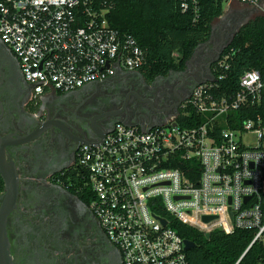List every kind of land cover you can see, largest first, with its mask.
<instances>
[{
    "label": "built area",
    "instance_id": "2783aa9c",
    "mask_svg": "<svg viewBox=\"0 0 264 264\" xmlns=\"http://www.w3.org/2000/svg\"><path fill=\"white\" fill-rule=\"evenodd\" d=\"M176 1L199 15L201 0ZM226 2L264 15V0ZM108 9L107 0H0V38L36 97L146 65L138 40L111 25ZM215 80L196 86L181 106L200 123L179 124V113L152 128L118 122L100 143L82 147L78 187L122 264H191L173 219L205 234L253 230L251 245H264V78L247 71L229 95L217 94Z\"/></svg>",
    "mask_w": 264,
    "mask_h": 264
},
{
    "label": "flooded vegetation",
    "instance_id": "af4514ba",
    "mask_svg": "<svg viewBox=\"0 0 264 264\" xmlns=\"http://www.w3.org/2000/svg\"><path fill=\"white\" fill-rule=\"evenodd\" d=\"M225 14L183 70L151 76L121 68L105 81L40 97L0 38V150L5 146L13 162L5 165L18 184L7 217L16 264H122L121 251L90 208V196L78 187L79 153L100 143L118 122L150 128L178 114L195 87L213 75L214 59L250 21L252 8L238 3ZM0 177L4 182L1 172ZM5 200L4 182L0 211Z\"/></svg>",
    "mask_w": 264,
    "mask_h": 264
},
{
    "label": "trees",
    "instance_id": "16d2710c",
    "mask_svg": "<svg viewBox=\"0 0 264 264\" xmlns=\"http://www.w3.org/2000/svg\"><path fill=\"white\" fill-rule=\"evenodd\" d=\"M107 3L109 22L121 33L138 40L147 60L141 70L155 76L186 68L196 48L210 38L213 23L224 13L225 0H201L197 16L182 12L176 0H107ZM224 59L222 67L219 62L212 66L217 94L237 92L240 78L247 71L258 70L264 78L263 14H256L240 29L222 53L220 60ZM202 120L193 112L188 119L180 109L179 124L193 126ZM183 164L178 162L174 166L186 171ZM187 175L193 180L198 178L197 174ZM3 189L0 177V192ZM163 214L170 218L166 212ZM171 225L182 238L195 242L196 246L187 251L191 264H264V245L260 242L251 245L253 230L236 229L227 234L216 229L207 238L205 233L178 219H173Z\"/></svg>",
    "mask_w": 264,
    "mask_h": 264
},
{
    "label": "water",
    "instance_id": "95a60500",
    "mask_svg": "<svg viewBox=\"0 0 264 264\" xmlns=\"http://www.w3.org/2000/svg\"><path fill=\"white\" fill-rule=\"evenodd\" d=\"M255 11L257 12V10L255 8H252L251 17ZM230 12H232V10ZM225 13L226 12H224L218 19L225 18V16H226ZM250 20H251V18H250ZM213 32H214V25H212L211 37H210L211 39L213 36ZM238 32H236V34ZM234 36L232 37V39L230 41L225 43V45L220 50L218 56L214 59L213 63H216L220 59L222 53L228 47V45L231 43ZM199 46L194 51L193 56L187 61L186 67H188L189 65L192 64L193 60L195 59V57L197 55ZM213 79H214V76L212 75L211 77L201 81L199 84L205 83V82H207L209 80H213ZM175 115H177V114H175ZM159 125H162V124H159ZM154 126H157V125H154ZM154 126H151L150 128H152ZM1 152H2V155L0 154V172L2 173L4 182H5L6 200H5L3 207L0 211V264H16L15 260L12 256V253H11V245H10V241H9L8 233H7V217L11 211L12 206L15 203L17 191H18V184L14 179H12V180L10 179L9 167H7V165H5V164H13V162L10 159L7 160L9 157H8V155H5V146L1 147L0 153ZM212 219H214V216H204L205 222H209ZM163 221H164V223H166V220H163ZM210 235H211V233H206L207 238H209ZM185 244H186V250L187 251L196 246L195 242H193L191 240H185Z\"/></svg>",
    "mask_w": 264,
    "mask_h": 264
},
{
    "label": "rangeland",
    "instance_id": "374dc122",
    "mask_svg": "<svg viewBox=\"0 0 264 264\" xmlns=\"http://www.w3.org/2000/svg\"><path fill=\"white\" fill-rule=\"evenodd\" d=\"M234 8H237V3L236 4H232L231 7H229V3H225L224 5V12H230L231 10H233ZM257 14V12L255 11L254 14L252 15L251 19Z\"/></svg>",
    "mask_w": 264,
    "mask_h": 264
},
{
    "label": "crops",
    "instance_id": "0c3cea01",
    "mask_svg": "<svg viewBox=\"0 0 264 264\" xmlns=\"http://www.w3.org/2000/svg\"><path fill=\"white\" fill-rule=\"evenodd\" d=\"M233 3H234V4H236V3L238 4V2H233ZM233 3L229 4V7H231V5H232ZM225 12H226V11H225Z\"/></svg>",
    "mask_w": 264,
    "mask_h": 264
}]
</instances>
